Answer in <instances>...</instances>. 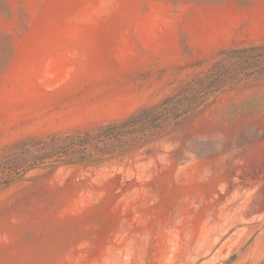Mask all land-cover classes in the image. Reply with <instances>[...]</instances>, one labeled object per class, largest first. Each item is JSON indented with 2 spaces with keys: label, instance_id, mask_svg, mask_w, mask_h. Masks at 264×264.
Here are the masks:
<instances>
[{
  "label": "rangeland",
  "instance_id": "1",
  "mask_svg": "<svg viewBox=\"0 0 264 264\" xmlns=\"http://www.w3.org/2000/svg\"><path fill=\"white\" fill-rule=\"evenodd\" d=\"M253 46L264 0H0V264H261L264 74L77 141Z\"/></svg>",
  "mask_w": 264,
  "mask_h": 264
},
{
  "label": "trees",
  "instance_id": "2",
  "mask_svg": "<svg viewBox=\"0 0 264 264\" xmlns=\"http://www.w3.org/2000/svg\"><path fill=\"white\" fill-rule=\"evenodd\" d=\"M263 49L264 46H253L226 51L206 76L198 79L183 92V99H169L157 108L145 109L125 121L111 123L100 129L97 134L87 132L78 137V144L88 147L98 140H144L150 134L158 133L162 125L165 124L164 117L169 112L173 110L184 112V110H187L184 99L189 97L196 89L212 84L216 90H221L227 86L234 87L251 78L263 75L264 52H261ZM261 264H264V261Z\"/></svg>",
  "mask_w": 264,
  "mask_h": 264
}]
</instances>
